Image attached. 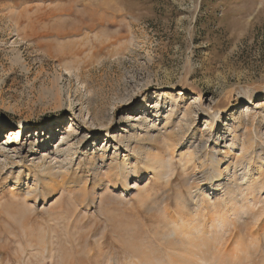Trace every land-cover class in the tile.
Segmentation results:
<instances>
[{"label": "rangeland", "instance_id": "obj_1", "mask_svg": "<svg viewBox=\"0 0 264 264\" xmlns=\"http://www.w3.org/2000/svg\"><path fill=\"white\" fill-rule=\"evenodd\" d=\"M213 111L220 154L232 126L240 133L255 114L257 138L248 134L247 142L255 140L258 169L264 0H0V149L10 158L0 164V264H124L143 262V252L165 255L164 221L179 197H189L186 177L204 168L200 160L183 169L179 157L192 148L180 137L207 139ZM145 119L158 124L152 140L137 126ZM81 136L87 139L74 144ZM237 148L222 169L243 168ZM146 154L172 156L171 183L144 165ZM124 162L137 167L127 187L115 167ZM31 188L36 197L27 196ZM245 226L239 236L248 239ZM244 264H264L263 253Z\"/></svg>", "mask_w": 264, "mask_h": 264}, {"label": "bare ground", "instance_id": "obj_2", "mask_svg": "<svg viewBox=\"0 0 264 264\" xmlns=\"http://www.w3.org/2000/svg\"><path fill=\"white\" fill-rule=\"evenodd\" d=\"M159 96L160 94H158V97ZM173 110L172 107L168 111L169 113L167 112L164 119L166 124L170 123L172 113L174 112ZM201 111L206 113V109L204 108H201ZM184 112L186 115L191 113V111L187 109L184 110ZM185 114L183 116H185ZM254 116L255 114L250 120L249 125L244 127L240 133L238 132L237 126H232L230 146L225 147L224 152L221 154L219 152L218 142L216 141L217 139L215 140L213 137L214 125L219 120L218 112L213 111L210 113V133L207 139H201L198 143H195L192 139H189L191 138L189 135V137H180L183 141L186 139L185 143H183L185 146L192 148L191 153H182L179 157L180 161H183V169L186 170L190 163H192L191 166L194 167L192 168L195 169L197 164H193V162H199L200 160L199 163H201V167L203 168L204 166V168L197 173L192 171L193 174L186 177L189 197H179L176 211L169 213L167 219L165 217V226L161 229L162 232L160 237L166 241L167 246L169 245V251L166 250L167 252L166 254L164 253L165 255L160 256L159 254V256L154 255V257H151L152 253L148 256L143 252L142 257H145V259H143L147 264H244L252 258L254 252H257L258 249L260 253L264 255V156L262 157L263 163L259 164L258 169H256V167L253 170L254 167L252 163L258 152L253 145L255 140H252V143L247 142L250 141V137H252L251 139L257 138ZM91 119L96 118L93 117ZM188 120L191 121V117L188 118ZM2 123L3 122L0 120V124ZM137 126L145 127L144 134L147 136L153 132V128H158V124L154 120L149 121L148 119L140 120ZM181 129L182 128H180V130ZM10 132L12 131L10 130ZM109 134L110 133L106 131L105 135L109 136ZM248 134L250 135L249 138ZM132 136H135L137 140L143 139L142 141H144L145 138L144 136H142L144 138H141V134L137 135L136 131L132 132ZM70 137L71 134L67 132L66 136L62 138H64L67 143ZM155 137L156 135H150L149 139L152 140ZM263 137L261 136L259 139L261 140ZM244 138L246 140H244ZM86 139V136H81L79 139L75 140L76 142H74V144L76 143L80 146ZM209 140L212 142L211 144H208ZM235 145L238 147L237 149L243 162V168L240 167V171H238V168L236 170L235 168L224 166L225 168L222 169L221 165L223 161L231 156L232 150H236ZM137 148L141 149L140 146H136L133 151H136ZM2 152L4 151L0 149V158H2V160L0 159V164L3 162L7 163V161L10 160V158ZM204 152L205 155H209L211 158V161H208L210 163L205 161L206 159L203 161ZM45 154L46 153L39 157L40 163L37 164V167L42 168V172H45V170L49 168L45 164L47 159L44 156ZM158 157L159 156L150 157V155L146 154V162L144 165L146 164V167L154 170L157 178H167V184H169L175 174L174 168H172L169 163L170 158L168 159L167 157L168 161H166L163 157H160V159ZM236 158H238L237 152ZM123 165L124 166L120 168V166L116 164L115 167L118 168L120 172L118 173L117 171V176L122 178L123 186L127 187L129 185L128 178L131 174L136 173L137 167L135 165L130 167V162H124ZM119 168L121 170H119ZM256 170L257 175L255 176ZM35 190L36 189L33 188L28 189L26 192L27 196L36 197ZM207 190H213L214 196L209 198V195L206 193ZM198 197L199 199L201 198L200 203L198 202ZM26 199L27 198H24V201ZM25 205L30 206V204H25L24 202V208H27L28 206ZM168 208L169 205L166 203L164 205V210ZM185 211L187 212L185 213V215H187L186 218L183 216ZM243 217L244 222H242L246 225L245 227L248 228V239L239 236L240 225L243 223L239 224L238 222ZM137 246L133 251L137 249ZM138 250L139 249H137V252L140 253ZM53 253L52 248L49 249L47 257L51 259L54 255ZM144 260L141 262L140 259H131L127 260L124 264H144ZM107 264L118 263L110 262L109 260Z\"/></svg>", "mask_w": 264, "mask_h": 264}]
</instances>
